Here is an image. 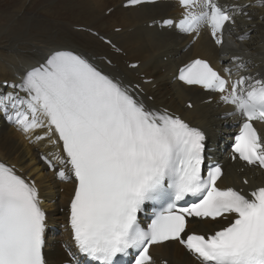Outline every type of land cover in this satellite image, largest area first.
<instances>
[{
    "label": "snow or ice",
    "instance_id": "1",
    "mask_svg": "<svg viewBox=\"0 0 264 264\" xmlns=\"http://www.w3.org/2000/svg\"><path fill=\"white\" fill-rule=\"evenodd\" d=\"M147 2L152 0H127L126 6ZM176 2L179 18L162 19L161 27L193 39L207 27L218 46L225 30L237 27L238 16L252 19L244 3ZM255 3L264 8V0ZM99 38L115 53L122 51ZM250 38L249 30L237 40ZM165 46L162 41L153 55H162ZM97 60L64 46L47 47L42 62L3 82L11 90L0 95V114L30 143L34 137L57 147L40 160L57 178H74L65 225L72 264H126L129 257L128 264H156L150 249L168 243L180 245L198 264H264V184L250 191L220 187L221 165H209L206 174L203 170L204 130L167 107L154 106V97L140 82L127 80L109 56ZM230 61L221 72L197 56L174 78L230 106L229 115L239 121L232 159L264 170V134L253 123L264 122V72L253 71L257 65L250 58L232 55ZM186 107L195 105L189 101ZM148 205L152 217L144 227L138 216ZM190 218L223 224L208 232L189 231ZM46 228L36 181L18 174L15 164L0 161V264H49Z\"/></svg>",
    "mask_w": 264,
    "mask_h": 264
},
{
    "label": "bare ground",
    "instance_id": "2",
    "mask_svg": "<svg viewBox=\"0 0 264 264\" xmlns=\"http://www.w3.org/2000/svg\"><path fill=\"white\" fill-rule=\"evenodd\" d=\"M124 1L0 0V95L11 90L3 82H13L17 72L42 62L47 47L64 46L85 55H95L97 62L105 55L109 56L117 69L133 83L141 82L142 74L145 78H153L155 87L149 83L142 84V87L147 95L154 97V106L175 110L193 124L211 131L220 116L231 111L230 106L218 102L216 96H213L215 98L211 103H201L211 94L203 93L196 87L172 82L173 73L178 66L196 56L209 58L219 68L230 67L232 55L252 59L257 65L253 71L263 72L264 8L257 5L255 0H219L225 1V6L236 2L248 5L245 11L251 15V21L238 16L237 27L224 32L223 46L216 45L210 32L203 28L196 42L183 50L191 36L171 30L158 31L148 26L155 19L179 12L180 9L173 2H157L124 9L121 7ZM107 9L111 10L106 13ZM118 27L121 30L115 31ZM249 30L251 38L248 41L237 40L239 35ZM94 33L111 38L122 51L115 53ZM162 41L166 43L163 54L153 55ZM165 56L167 59L163 61ZM135 61H140V67L130 70L127 65ZM189 100L195 105L192 109L184 106ZM226 121H229V117ZM260 126L264 134V123ZM35 135H42L41 130H36ZM28 142L25 134L0 114V161L15 164L18 174L32 177L38 184L46 217L51 224L60 228L56 235L53 231H46L45 256L50 264H59L67 260V255L56 239L66 245L70 243V234L65 225L74 182L57 178L53 170L39 158L41 154L57 152V147L50 145L46 139L36 141L33 137V142ZM217 153L224 155L222 149ZM258 175H262V178L253 181V185L264 183V173L259 171ZM238 181L241 182L240 177ZM222 224L223 221H196V226L189 230L202 232L216 229ZM154 251L157 261L161 259L170 264H198L192 255L176 243L155 246Z\"/></svg>",
    "mask_w": 264,
    "mask_h": 264
},
{
    "label": "rangeland",
    "instance_id": "3",
    "mask_svg": "<svg viewBox=\"0 0 264 264\" xmlns=\"http://www.w3.org/2000/svg\"><path fill=\"white\" fill-rule=\"evenodd\" d=\"M28 143H30V142H28ZM61 190H62V189H61ZM61 190H60V191H61Z\"/></svg>",
    "mask_w": 264,
    "mask_h": 264
}]
</instances>
